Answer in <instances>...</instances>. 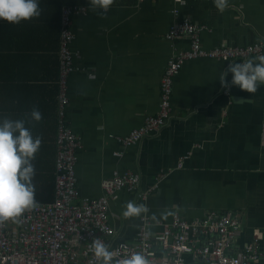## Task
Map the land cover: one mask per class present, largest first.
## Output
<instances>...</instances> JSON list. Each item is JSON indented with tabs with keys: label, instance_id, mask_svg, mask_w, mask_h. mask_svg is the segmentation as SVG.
I'll use <instances>...</instances> for the list:
<instances>
[{
	"label": "crops",
	"instance_id": "0c3cea01",
	"mask_svg": "<svg viewBox=\"0 0 264 264\" xmlns=\"http://www.w3.org/2000/svg\"><path fill=\"white\" fill-rule=\"evenodd\" d=\"M39 7L41 15L31 21H0V121L24 120L41 139L32 161L37 204L56 199L63 12L86 8L71 25L75 71L66 110L68 125L81 141L76 151L81 197H103L104 181L116 171H132L141 178L138 190L122 191L110 204L117 242H132L143 216L156 232V224H170L175 213L188 221L231 213L242 219L240 243H251L254 231H261L264 253V85L252 94L237 87L226 91L219 78L236 62H186L174 82L173 114L164 131L132 147L118 141L158 113L170 59L191 48L187 37L175 43L166 39L175 9L179 22L208 27L202 33L206 50L244 48L264 42V0H227L223 11L216 0L182 5L114 0L106 11L94 9L92 0H39ZM34 109L40 121L32 119ZM154 186L157 191L140 201L139 194ZM130 201L147 211L125 217Z\"/></svg>",
	"mask_w": 264,
	"mask_h": 264
},
{
	"label": "built area",
	"instance_id": "2783aa9c",
	"mask_svg": "<svg viewBox=\"0 0 264 264\" xmlns=\"http://www.w3.org/2000/svg\"><path fill=\"white\" fill-rule=\"evenodd\" d=\"M146 1V0H141ZM182 5L188 0H170ZM86 8H67L62 16L61 74H60V129L59 155L57 159L56 199L53 203L37 204L26 211L18 222L0 224V264H102L95 256L93 240L101 239L113 254L111 264L137 252L149 259L150 264H259L264 260L260 250L261 231H254L251 243L241 244L242 219L237 215L210 214L204 219L188 221L175 213L170 224L157 223L158 231L152 232V223L143 216L132 242H117L115 231L109 222L110 204L119 199L122 191L136 192L141 183L140 175L132 171L113 177L102 184L105 195L99 199L82 198L78 188L77 155L81 147L79 137L69 127L66 110L70 104L69 78L75 71V55L71 50L74 34L72 20L86 14ZM175 24L168 32L169 42L189 38V51L176 52L170 59L162 79V97L159 111L150 116L140 129L129 136L118 138L124 147L140 144L156 137L168 126L172 118L174 82L188 61L198 58L246 62L264 54V42L248 47H221L206 50L202 46V33L208 28L179 22L178 9L173 11ZM264 145V123L262 126ZM195 148H198L195 146ZM117 157L122 154L116 153ZM154 186L139 194L146 201L157 191Z\"/></svg>",
	"mask_w": 264,
	"mask_h": 264
},
{
	"label": "clouds",
	"instance_id": "9594fccd",
	"mask_svg": "<svg viewBox=\"0 0 264 264\" xmlns=\"http://www.w3.org/2000/svg\"><path fill=\"white\" fill-rule=\"evenodd\" d=\"M113 2L114 0H92V5L94 9L106 11ZM216 6L223 11L227 7V0H216ZM40 15L39 0H0V21L17 25ZM229 74L230 81L227 79ZM219 82L226 91L237 87L242 92L256 93L264 85V56L246 62L230 63L227 71L221 73ZM31 117L35 121L42 118L35 109ZM40 146L41 139L33 136L24 120L0 121V224L18 222L26 211L38 206L32 182L35 176L32 161ZM146 211L144 205L130 201L125 206L123 215L138 217ZM92 244L95 256L102 260V264H111L113 254L110 247L99 238L94 239ZM117 264H150V261L137 252L117 261Z\"/></svg>",
	"mask_w": 264,
	"mask_h": 264
}]
</instances>
